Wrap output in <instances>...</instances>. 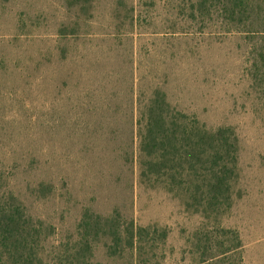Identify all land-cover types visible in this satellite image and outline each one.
Wrapping results in <instances>:
<instances>
[{
    "label": "rangeland",
    "instance_id": "obj_1",
    "mask_svg": "<svg viewBox=\"0 0 264 264\" xmlns=\"http://www.w3.org/2000/svg\"><path fill=\"white\" fill-rule=\"evenodd\" d=\"M198 0H0V171L54 245L86 210L168 232L156 264H200L209 236L243 248L211 264H264V86L254 45ZM194 13V14H193ZM210 130L239 138L233 205L207 218L140 173L139 119L156 92ZM141 112H143L141 116ZM211 215V214H210ZM231 255V256H230ZM95 263L109 259L104 247Z\"/></svg>",
    "mask_w": 264,
    "mask_h": 264
},
{
    "label": "trees",
    "instance_id": "obj_2",
    "mask_svg": "<svg viewBox=\"0 0 264 264\" xmlns=\"http://www.w3.org/2000/svg\"><path fill=\"white\" fill-rule=\"evenodd\" d=\"M192 10L210 18L216 14L228 31L243 33L255 42L253 77L256 85L264 86V0H198ZM155 95L144 113L145 124L138 121L141 177L162 181L170 192L185 196L188 208L207 218L231 208L240 152L234 128L210 130L197 118L174 110L164 93ZM3 180L0 171V264H100L95 263L100 245L109 259L156 264V245L167 241L166 229L160 233L153 226H137L120 211L105 217L86 210L72 244L54 245L55 251L47 254L50 237L44 223L35 221L13 192L5 191ZM221 232L234 235L236 243L216 241L213 246L212 238L205 236L200 264L214 263L243 248L237 232ZM216 247L221 256L209 257L207 253Z\"/></svg>",
    "mask_w": 264,
    "mask_h": 264
},
{
    "label": "crops",
    "instance_id": "obj_3",
    "mask_svg": "<svg viewBox=\"0 0 264 264\" xmlns=\"http://www.w3.org/2000/svg\"><path fill=\"white\" fill-rule=\"evenodd\" d=\"M232 254H233V253H231V255H232ZM231 255H230V256H231ZM242 264H243V263H242Z\"/></svg>",
    "mask_w": 264,
    "mask_h": 264
}]
</instances>
